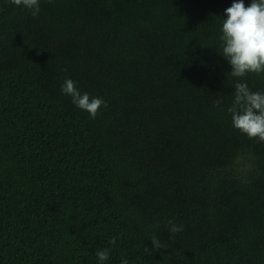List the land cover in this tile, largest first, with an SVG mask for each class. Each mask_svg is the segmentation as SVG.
<instances>
[{"label":"trees","instance_id":"trees-1","mask_svg":"<svg viewBox=\"0 0 264 264\" xmlns=\"http://www.w3.org/2000/svg\"><path fill=\"white\" fill-rule=\"evenodd\" d=\"M232 2L40 0L33 17L0 0V264H264V142L227 111L264 74L219 53ZM65 79L107 106L92 118Z\"/></svg>","mask_w":264,"mask_h":264},{"label":"clouds","instance_id":"clouds-1","mask_svg":"<svg viewBox=\"0 0 264 264\" xmlns=\"http://www.w3.org/2000/svg\"><path fill=\"white\" fill-rule=\"evenodd\" d=\"M15 6L30 10L33 17L39 15L40 0H10ZM49 3L52 0H48ZM226 18L223 19L221 35V51L219 52L231 65L230 74L236 78H244L249 73L264 74V0H251L246 6L244 0H233L230 7L224 9ZM61 92L71 96L72 103L95 118L106 102L99 97H90L81 93L76 82L65 79ZM220 100H216L219 106ZM231 114L234 128L246 134L250 139L264 142V92H253L246 82L234 84V99L227 109ZM183 230L181 225L169 221V232L173 234ZM152 248L156 251L161 247L167 248L153 235ZM116 243L115 238L110 241ZM103 264L109 258V250L103 249L96 253ZM121 264H128L126 259Z\"/></svg>","mask_w":264,"mask_h":264}]
</instances>
